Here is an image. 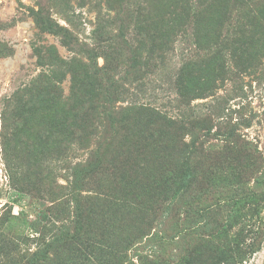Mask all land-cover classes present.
Segmentation results:
<instances>
[{"label": "rangeland", "instance_id": "1", "mask_svg": "<svg viewBox=\"0 0 264 264\" xmlns=\"http://www.w3.org/2000/svg\"><path fill=\"white\" fill-rule=\"evenodd\" d=\"M212 1L0 0V243L7 252L0 264H29L44 225L49 240L77 234L72 220L77 212L90 226L89 243L101 259L109 233L100 229L103 222L91 208L99 198L114 197L125 187L111 171L127 175L132 172L125 166L128 161L151 164L142 162L132 122L126 120L134 114L145 117L143 111L159 118L142 128L153 136L162 134L167 120L190 126L194 119H209L211 132L203 135L206 129L200 130L199 143L212 150L215 164L223 154L230 158L237 149L248 148L257 162L247 176V183L254 185L264 170L259 168L264 164V55L246 66L232 62L233 52L240 56L254 40L241 35L234 20L243 1L230 0L232 11L222 25L207 17L214 10ZM207 6L206 16L199 17ZM171 12L179 15L176 23ZM216 53L226 69L204 95L187 100L178 87L182 70L186 67L187 77L200 74ZM49 81L60 93L45 106L32 105L35 118L21 120L23 111L31 110L26 101ZM56 126L72 132L49 137L45 152L32 157L25 141ZM191 139V134L184 137L186 142ZM82 169L88 174L75 182ZM15 175L20 187L13 184ZM164 221L162 217V227ZM251 227L264 234V210ZM176 240L158 244L144 237L137 246L150 254L162 245L166 256L176 258L183 247ZM137 252L131 248L125 264H139ZM236 264H264V235L258 250Z\"/></svg>", "mask_w": 264, "mask_h": 264}, {"label": "trees", "instance_id": "2", "mask_svg": "<svg viewBox=\"0 0 264 264\" xmlns=\"http://www.w3.org/2000/svg\"><path fill=\"white\" fill-rule=\"evenodd\" d=\"M222 1L226 0L211 2L214 10L207 16L210 23L222 25L229 18L233 5L229 0L224 7H220ZM242 1L244 6L239 9L240 13L234 20L241 29V35L254 40H251L253 44L250 42L244 45L247 53L240 50V56H237L234 51L230 59L235 65L240 62L246 66L256 62L259 55H264V2ZM173 6L171 11H174L175 4ZM190 6L188 3L186 7L190 9ZM208 8L207 6L205 11L200 9L198 16H206ZM168 15L175 14L171 12ZM176 15L170 16L175 23L179 17ZM194 15L192 13L191 16ZM163 17L160 19L163 20ZM202 20L207 19L201 17ZM199 39L204 40L200 36ZM50 49L55 50L53 47ZM211 56L203 64L204 70L200 74H190L187 77L186 67L182 70L183 76L180 79L183 83L178 87L187 100L204 95L203 91L226 69L218 53ZM57 90V84L50 81L39 87L37 95L26 101L31 110L28 112L25 109L21 120L35 118L37 114H34L32 105L35 108L47 105V102H51L60 93ZM143 112L145 117L134 114L132 117L127 116L126 120L127 123L132 122V133L135 135L133 139L137 142L135 148L141 149L142 162L145 165L147 162L151 164L143 166L138 162L133 165L128 161L125 166L132 171L131 174H116L111 171L115 176L120 175L119 180L125 183V187L121 188V194L114 197L99 198L98 203L91 208L97 214L98 221L103 222L100 229L105 227L109 233V243L102 247L101 259L89 243L92 236L90 226L87 221L77 218L82 215L77 212L72 220L78 235H55L49 240L43 230H48L49 227L44 225L37 228L40 231L39 248L31 255L29 264H86V261L102 262V259L104 263L107 260V264H125L127 252L133 247L138 251L136 256L139 264H236L258 250L264 234L261 230H254L251 221L260 217L264 210V170L255 177L254 185L247 183L250 169L257 164L252 155L247 154L248 148L237 149L230 158L223 154L222 160L215 164L212 150L206 149L202 142L199 143L203 138L200 130L206 129L203 135L211 132L212 122L209 119H194L190 126L167 120L162 134L153 136L148 132L149 128H142L149 127L147 124L159 118L154 114L153 117L147 116V112ZM70 130L72 132V129L56 126L41 132L31 142L25 141L31 147V156L45 152L50 145L49 137L59 134L64 138ZM187 134L192 136L189 142L184 140ZM230 139L232 137L227 136V140ZM229 148L230 146L225 147L224 152ZM149 152H152L151 155ZM96 167L94 166L95 169ZM260 167L264 169V164H260ZM85 170L76 173L75 182L84 179V175L88 174ZM19 180L15 175L13 184L20 187ZM114 180L115 177L112 184ZM162 217L165 218L163 227L160 225ZM42 219L37 222L39 225L43 224ZM154 228L156 230L153 232ZM144 237L158 244H163L168 239H177L176 242L182 243L183 247L176 258L166 256L162 245H158L159 249L153 253L142 254L137 245L143 242ZM3 254L7 255V252L2 251L0 243V258ZM130 264L138 263L132 260Z\"/></svg>", "mask_w": 264, "mask_h": 264}]
</instances>
